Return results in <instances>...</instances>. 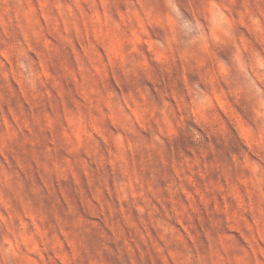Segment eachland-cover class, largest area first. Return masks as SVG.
Instances as JSON below:
<instances>
[{
	"label": "clouds",
	"instance_id": "1",
	"mask_svg": "<svg viewBox=\"0 0 264 264\" xmlns=\"http://www.w3.org/2000/svg\"><path fill=\"white\" fill-rule=\"evenodd\" d=\"M56 4L57 0H37L31 21L21 23L15 0H0V14L6 21V27L0 28V96L12 97L13 103L17 94L39 93L51 83L42 62L57 76L63 75L53 64L45 43V34L51 33L45 22L49 16L52 22L59 19L63 24V17L55 11ZM85 7L90 14L97 9L107 13L109 28L119 32L126 43L122 57L107 58V62L106 57H97L102 72H96L95 63L85 69L88 82L97 89L92 112L104 129L101 137L107 138L93 137V142L100 139L103 145V152L96 158L104 157L108 179L113 185L121 182L127 188L131 178L136 191L160 204L157 218H166L165 205L173 198L168 185L177 193H183L185 186L194 187L189 176H206L211 161L220 178L216 183L223 187L210 191L205 185L204 191L213 201L222 197L221 206L230 205L232 219L221 211L217 213L219 226L209 224L208 229L189 231L181 225L179 231L171 227L167 232L158 231L153 218L147 215L150 201L131 197L132 189L128 188L129 199L122 204L137 211V222L144 232L143 238L136 237L135 252L129 253L123 243H112L99 234L85 244V229L75 225L61 209L64 224L56 221L50 231L53 236L61 233L65 244L74 240L81 254L70 256L66 264H105L106 259L109 264H264V0H88ZM245 33L251 42L244 39ZM136 34L142 40L137 41ZM223 49H228L230 56H213ZM154 79L159 80L160 91H155L156 84L152 89L147 87ZM218 92L229 102L230 110H238V119L223 113L222 119L216 118L220 111ZM113 109L135 129H117L123 135L122 148L117 147L108 131ZM137 112L142 116L138 117ZM241 126L246 128L245 135H241ZM88 129L97 131L91 118ZM210 139L216 141L215 148ZM19 143L9 140L3 145L13 162V148L24 162L10 169L11 180L0 175V199L15 200L17 181L27 182L32 160L18 148ZM185 152L191 157V166L184 160ZM112 160L114 166L109 163ZM100 182L107 186L105 181ZM154 187L162 188L160 197ZM24 191L29 194L31 185ZM139 204L145 205V213L138 212ZM179 219L191 228L188 215ZM231 224L239 226L233 233L236 238L223 240L221 233L230 231ZM53 244L52 238L39 232L35 240L26 239L20 215L10 204H0V264H60L57 256L62 257L65 249ZM67 251L71 253L72 249Z\"/></svg>",
	"mask_w": 264,
	"mask_h": 264
},
{
	"label": "rangeland",
	"instance_id": "2",
	"mask_svg": "<svg viewBox=\"0 0 264 264\" xmlns=\"http://www.w3.org/2000/svg\"><path fill=\"white\" fill-rule=\"evenodd\" d=\"M87 2L88 0H57L55 11L63 17V24L59 19L52 22L51 16L44 13L45 16H49L45 22L49 23L51 28V33L45 34V43L49 46L53 64L62 70V77L57 76L56 72L42 62L43 71L51 83H46L39 93L29 94L25 91L22 95L17 94L14 97L15 103L12 97L0 96V156L3 157L0 158V175L11 180L10 169L20 167L24 162L17 148L12 149L16 157L15 162L12 156L3 151V145L9 140H19L18 148L23 149L32 160L31 168L27 171V182L23 179L17 181L19 185L17 198L0 199V204L5 207L10 204L20 215L26 239L35 240V233L39 232L42 236L54 240L53 247L60 245L65 249L62 257L59 254L57 256L60 264H66L70 256L76 258L81 255L74 240H69L65 244L61 233L57 232L53 236L50 231V228L55 227L56 221L63 226L65 216L62 215L61 209L73 218L72 222L75 225L85 229L83 235L85 244L94 241L99 234L110 238L112 243H123L129 253L135 252L133 245L137 242L136 237L143 238L144 232L137 222V211L122 204L129 199L128 188L132 189L131 197H144L145 203L150 201L147 215L153 218L158 231L167 232L169 227L179 231L181 225L189 231L208 229L209 224L219 226L220 218L217 213L221 211L227 219H232L229 213L230 205L224 204L222 207L220 203L222 197H216L213 201L204 191L205 185L210 186V191L218 186L223 187L222 184L216 183L220 178L215 174L217 169L211 167V161L206 176H189L194 187L185 186L183 193H177L171 184L168 185L173 198L165 205L168 208L166 218L164 216L157 218L160 204L146 194L136 191L131 178L127 188L121 182L113 185L108 179L104 157L96 158L103 152V145L100 139L93 142V137L107 138L101 137L104 129L97 123V117L92 112V107L96 104L97 89L88 82L85 69L88 64L95 63L96 72H102L101 65L96 63L97 57H106L105 62L107 58L122 57L126 43L119 32H113L109 28L107 13L97 9L90 14L85 7ZM15 3L16 15L21 17V23L24 20L31 21L37 10V0H15ZM52 15H55V12ZM89 15L91 20L88 19ZM5 27L6 21L0 14V28ZM256 27L258 29L259 25ZM136 39L140 41L142 37L136 34ZM244 39L251 42L247 33ZM148 46L150 49V44ZM147 54L145 52V55ZM213 56L225 59L230 56V51L223 49L214 52ZM220 70L226 71L223 63ZM212 79H215L214 73ZM153 84L157 85L155 91L161 90L159 80L154 79L147 87L152 89ZM11 87L15 88L16 85L13 84ZM111 95L109 92L108 96ZM216 95V103L220 106L216 118L222 119L223 113L238 119V110L234 108L230 110L229 102L219 92ZM108 105L111 108L110 99ZM137 116L141 117L142 114L137 112ZM89 118L97 129L96 132L88 129ZM57 120L60 121L59 127ZM109 120L111 124L108 125V131L112 134V140L117 147L122 148L123 135L117 129L121 127L129 131L135 129L130 128L123 114L115 109L109 113ZM169 131H174L171 125ZM240 132L241 135H245L246 128L241 126ZM209 143L213 148L216 147L215 140L210 139ZM180 147L182 148V143ZM112 154L117 155L115 152ZM89 157L94 159L90 160ZM184 160L191 166V157L186 152ZM109 163L114 166L115 160ZM93 164L97 167L94 168ZM101 180L105 181L107 186L100 182ZM29 184L31 192L26 195L24 190ZM113 187L115 190H111ZM153 191L160 197L162 188L154 187ZM21 208L24 209L23 212ZM137 208L140 214L146 212L144 204L137 205ZM50 212L53 215H50ZM184 215H188L191 228L187 222L179 219ZM173 219H177L178 223H171ZM256 222L259 223L258 217ZM229 227L230 231L221 233L223 240L236 238L233 233L238 230V224H231ZM64 232L66 234L67 229ZM36 246H39V241H36ZM108 246L111 247V244ZM69 248L72 249L71 253L67 251ZM105 264H109L107 259Z\"/></svg>",
	"mask_w": 264,
	"mask_h": 264
}]
</instances>
